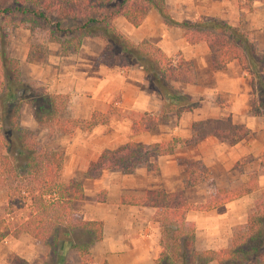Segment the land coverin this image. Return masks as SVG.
Returning <instances> with one entry per match:
<instances>
[{
  "label": "trees",
  "instance_id": "1",
  "mask_svg": "<svg viewBox=\"0 0 264 264\" xmlns=\"http://www.w3.org/2000/svg\"><path fill=\"white\" fill-rule=\"evenodd\" d=\"M7 1L9 4L0 8V190L6 193L2 208L6 224L0 228V241L7 236L25 235L43 244L47 253L41 264H65L70 251L76 252L82 264H92L89 248L101 240V223L82 221L72 210V202L82 200L81 184L75 180L60 181L63 153L44 149L34 132L22 129L20 111L24 106L30 107L37 129L58 127L65 135L76 129L90 131L104 120L96 112L89 121L66 118L64 96L33 89L20 80L18 63L8 54L9 33L5 26L10 15L17 16L16 22H11L12 27L27 24L30 31H44L47 40L58 46L60 56L76 53L85 38L99 39L102 48L95 61L97 65L111 67L120 63L123 70L139 69L145 87L160 97L162 115L178 116L194 109L195 104L171 84H192L191 65L182 58L173 62L146 42H130L113 25L115 19L123 18L132 27H138L153 9L166 26L183 30L187 44L206 45L212 70L220 71L228 63L237 62L251 78V115L264 119V54L255 51L246 33L223 21L202 18L177 22L164 0ZM240 1L245 5L252 1L264 4V0ZM128 119L131 133L138 134L153 130L158 116L130 113ZM191 131L192 137L184 142L177 138L150 145L128 141L104 150L88 166L84 178H96L104 170L130 175L139 165H145L146 171L154 174L158 170L156 159L170 154L177 144L189 145L212 138L232 145L248 135L244 126L233 124L229 118L192 123ZM259 167L264 169V144ZM187 174L184 188L197 185L206 177L200 162L191 163ZM254 189L256 184L251 181L230 192H219V202L200 207L188 204L183 192L168 195L146 191L141 197L122 196L120 203L156 210L161 251L154 264H264V187L246 218L245 231L234 238L230 248L197 251L194 225L186 220L189 211H208ZM12 263L29 264L17 257Z\"/></svg>",
  "mask_w": 264,
  "mask_h": 264
},
{
  "label": "crops",
  "instance_id": "2",
  "mask_svg": "<svg viewBox=\"0 0 264 264\" xmlns=\"http://www.w3.org/2000/svg\"><path fill=\"white\" fill-rule=\"evenodd\" d=\"M164 3L177 22L213 18L240 29L248 35L255 51L264 54L263 3L252 1L245 5L240 0H164ZM113 25L130 42H146L173 62L182 58L191 65L194 82L171 86L187 95L195 104L194 109L178 116L162 115V101L145 87L139 69L123 70L115 65L96 64L101 45L97 38L83 39L78 51L66 56H60L57 45L49 43V52L41 61L26 63V54L22 60L18 59L22 80L32 81L44 91L66 98L67 118L89 121L96 112L104 120L90 131L77 129L69 135L60 133L61 174L63 171L71 174L69 180L78 181L83 192L82 200L72 202L71 208L82 221L101 223V240L89 248L92 264H154L158 258L161 247L156 210L121 204L122 196L141 197L146 191H162L168 195L183 192L188 204L200 207L219 202V192H230L254 181L256 189L233 201L208 211L192 210L186 214V220L194 225L197 251L230 248L232 234L245 231L246 218L264 187V169L259 167L264 119L251 115L250 75L235 61L223 70H212L206 45L187 44L183 30L166 26L153 9L138 27H132L123 18L115 19ZM23 68L27 71L25 76ZM130 113L158 116L157 128L132 134L128 118L121 125L115 122V115L129 116ZM227 118L248 130V135L235 144L218 143L212 138L189 145L180 143L170 154L156 159L158 170L154 174L148 173L145 165H139L130 175L104 170L96 178H84L88 166L104 150L128 141L150 145L177 138L184 142L193 135L192 123ZM26 129L36 130L43 138L52 137L49 129L36 128L32 112ZM193 162L203 166L205 180L184 188L187 167ZM2 191L0 206L6 204V193ZM46 253L43 244L25 235L7 236L0 241V264H13L14 257L29 264H41ZM65 264L82 262L75 251H70Z\"/></svg>",
  "mask_w": 264,
  "mask_h": 264
},
{
  "label": "rangeland",
  "instance_id": "3",
  "mask_svg": "<svg viewBox=\"0 0 264 264\" xmlns=\"http://www.w3.org/2000/svg\"><path fill=\"white\" fill-rule=\"evenodd\" d=\"M8 4L9 3L7 0H3L0 2V8H4ZM9 20L10 21L5 26L6 30L9 33L8 34V54H9V56L12 59H14L15 61H17V63H18V59L19 60L23 59V54H26V57H25L26 63H31V61H41L42 59H44L46 52H49V49H48L49 43L54 44V43H51L47 40L46 33L44 31L39 30V29H36L34 31H30L28 29L27 24H24V25H21L18 27H12L11 22H16V20H17L16 14L10 15ZM100 44L101 45L99 46V52L102 48V43L100 42ZM54 45H56V44H54ZM58 51H59V49L57 46V52ZM115 66L121 68L120 63H116ZM18 70H19V65H18ZM22 73H23L22 75L25 76L27 71L23 68ZM19 78H20V75H19ZM20 80L23 83L28 84L33 89L39 88V89L44 90L43 88L35 86V83H31L32 81L26 82V81L22 80L21 78H20ZM65 104H66V98H65ZM28 108H30V107L24 106L21 109L20 118H19V126L24 130L30 131V130L26 129V127L28 126V119L30 120V112H32V109L30 108V111H28ZM64 116L66 117L65 113H64ZM115 116H116L114 119L115 122H118L120 125H121L122 121L126 122V120H128L127 119L128 115H115ZM32 118H33V116H32ZM129 123H130V121H129ZM155 128H157V127H155ZM49 130H50L52 137L48 136V138H46V137L43 138L42 135L39 136L38 132L36 130L32 131V132L35 133V137H36L37 142L44 149L60 151V148H62L61 143L63 142L62 140H60V138H61L60 133L62 132L61 131L62 129L55 127V128L49 129ZM76 130H74V131H76ZM79 130L82 132H86L84 129H79ZM153 131H154V129H153ZM70 175L71 174L63 171V173L60 175V181L62 183L69 182L70 181L69 180ZM219 177H221V176H219ZM206 183H208V182H206ZM212 195H210V196H212ZM2 208H3V205L0 206V228H3L4 224H6V221H3V218H6V216H4ZM240 232H241V230H237L235 233L232 234L231 243L233 242L234 238L237 235L241 234Z\"/></svg>",
  "mask_w": 264,
  "mask_h": 264
}]
</instances>
